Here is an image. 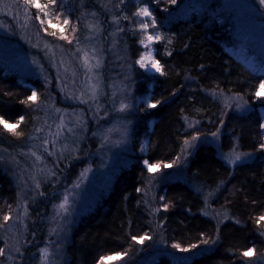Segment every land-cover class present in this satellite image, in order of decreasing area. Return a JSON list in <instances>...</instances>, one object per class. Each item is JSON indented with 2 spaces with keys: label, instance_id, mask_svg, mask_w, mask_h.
Masks as SVG:
<instances>
[{
  "label": "trees",
  "instance_id": "trees-1",
  "mask_svg": "<svg viewBox=\"0 0 264 264\" xmlns=\"http://www.w3.org/2000/svg\"><path fill=\"white\" fill-rule=\"evenodd\" d=\"M189 1L112 3L137 101L130 143L133 162L72 228L62 264H100V258L108 256L116 257V264H137L143 258L152 259L151 264H264V220L260 219L264 216V131L258 116L264 96L255 95L264 74L248 71L228 51L234 43L218 3L206 0L194 7ZM98 2L57 0L61 16L69 20L64 28L70 23L80 28L81 21L91 22L94 17L106 28L108 18ZM145 8L151 18L141 23L147 24L148 34L159 37L152 46L160 65L158 75L148 74L137 63L146 49L137 42L140 33L133 17ZM33 92L36 99L29 100ZM42 94L38 84L21 80L0 65V118L18 125L7 129L0 124V150L27 140ZM226 96H239L250 113L243 116L227 110L221 101ZM218 131L219 147L200 144L185 166L176 165L185 141ZM235 147L252 155L251 162L229 166L221 155ZM145 161L160 167L149 171ZM203 193L210 197L208 209ZM16 198L10 177L0 169V248L4 250V216L10 217ZM209 210L216 216L211 217ZM42 213L35 211L31 221ZM33 223L12 264H39L34 245L42 231ZM248 249L255 251L243 256ZM158 250L163 253L152 256ZM4 254L0 264H10ZM103 264L112 263L104 260Z\"/></svg>",
  "mask_w": 264,
  "mask_h": 264
},
{
  "label": "rangeland",
  "instance_id": "rangeland-1",
  "mask_svg": "<svg viewBox=\"0 0 264 264\" xmlns=\"http://www.w3.org/2000/svg\"><path fill=\"white\" fill-rule=\"evenodd\" d=\"M203 1L206 0L188 3L195 7ZM212 1L219 4V11L230 26L234 43L228 49L230 54L253 74H264V5L260 0ZM39 3L47 4L48 0ZM112 3L115 0L98 2V8L108 18L106 28L99 26L96 17L91 22L81 21L80 28L75 23L64 28L65 19L57 5L46 9V16L36 7L29 8L24 0H0V65L21 80L35 82L43 91L27 140L0 150V169L12 180L17 195L3 229L4 255L10 264L19 256L35 211L45 213L33 223L42 231L34 245L39 264H62L72 228L96 207L100 194L110 192L115 176L133 162L130 143L132 113L137 101L130 66L125 62L127 49L111 14L115 12ZM135 15L134 25L140 33L137 42L143 41L141 47L146 49L141 56L143 69L158 75L151 66V60H155L152 46L156 36L141 27V22L148 21L151 15ZM148 35H153L152 41L147 40ZM221 101L236 114L250 113L239 96H226ZM258 116L261 126L264 109L258 110ZM260 128L264 131V127ZM220 132L188 140L176 165L185 166L200 144L219 147ZM237 155L239 160H235ZM221 157L231 167L252 160L250 154L236 147ZM203 194L208 209L210 197ZM155 210L154 205L152 211ZM207 213L216 216L214 211ZM43 249L47 250L46 257L42 255ZM158 253L163 252L158 250L152 256ZM143 259L137 264L152 263V259ZM115 260L111 263L116 264Z\"/></svg>",
  "mask_w": 264,
  "mask_h": 264
},
{
  "label": "snow or ice",
  "instance_id": "snow-or-ice-1",
  "mask_svg": "<svg viewBox=\"0 0 264 264\" xmlns=\"http://www.w3.org/2000/svg\"><path fill=\"white\" fill-rule=\"evenodd\" d=\"M57 3V0H48V3L47 4H41L39 3V0H24V4L27 5L29 8L31 7H36L37 9H39L40 11H43L45 13V15L47 16L48 13L47 11H45L46 9H48L50 6L54 7ZM173 3H175V0H173ZM260 4L261 5H264V0H260ZM141 13L143 15H150V10L145 8V9H141ZM141 13H137L138 15L141 14ZM36 19H40L39 16L36 17ZM44 21L41 20V24H43ZM64 24H68L69 23V20L65 19L63 21ZM141 27L142 28H147V24H141ZM73 32L76 31L75 28L72 29ZM49 35H55V33H49ZM63 39H67V37H62ZM153 35H148L147 36V40L148 41H152L153 40ZM155 39H159L158 36L155 37ZM71 42V41H70ZM141 43H143V41H141ZM144 57H141L140 60L137 61L138 64H140V67L141 68H144L145 67V64H144ZM85 65L86 67L88 66V59H87V53L85 54ZM151 66L152 68L156 71V72H160V65L159 63L156 61V60H151ZM89 71H91V68L89 67ZM255 95L258 96V97H261V96H264V79H262L260 81V84H259V88L258 90L255 92ZM29 100H35L36 99V93L33 92L32 93V96H30L28 98ZM24 103H27V101H25ZM156 103H159V101H157ZM150 107H156V104H150L149 105ZM123 110V109H122ZM21 120H23V117H20ZM0 124H3L5 128H12V129H15L18 125L17 124H9L6 120H4L3 118H0ZM261 127H264V124L261 125ZM39 131V129L37 130ZM215 135V134H214ZM195 139V138H194ZM185 143L187 144L188 141H185ZM262 148H264V145H261ZM51 154V153H50ZM37 160L40 159L39 156L36 157ZM240 157L237 155L235 157V160H239ZM230 162H234V161H230ZM145 166L148 168L149 171H151L153 168H159L160 165L159 164H151L149 163L148 161H145ZM164 167H171V165H164ZM64 205L61 204L60 205V208H63ZM261 220H264V216L260 217ZM4 220L5 221H8L9 220V216H4ZM0 227H3V225H0ZM135 239V238H134ZM143 239H146V237L144 238H141V240L139 241L140 243L143 242ZM173 247H179L178 245H173ZM182 251H187V249H182ZM255 250L254 249H248L247 251H244L242 253L243 256L247 257L249 255L250 252H254ZM42 252V255L46 257L47 255V250L46 249H43L41 250ZM4 254V249L0 248V255H3ZM119 255V254H117ZM116 257L114 256H108V257H101L100 258V264H103V261L104 260H112V259H115Z\"/></svg>",
  "mask_w": 264,
  "mask_h": 264
},
{
  "label": "bare ground",
  "instance_id": "bare-ground-1",
  "mask_svg": "<svg viewBox=\"0 0 264 264\" xmlns=\"http://www.w3.org/2000/svg\"><path fill=\"white\" fill-rule=\"evenodd\" d=\"M252 156V155H251ZM252 159H253V157H252ZM248 162H251V161H248ZM246 163V162H245ZM12 181V180H11Z\"/></svg>",
  "mask_w": 264,
  "mask_h": 264
}]
</instances>
